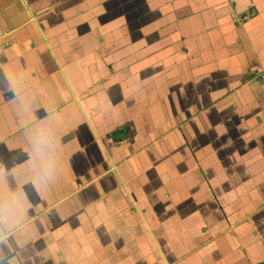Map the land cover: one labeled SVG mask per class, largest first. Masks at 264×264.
I'll list each match as a JSON object with an SVG mask.
<instances>
[{
	"label": "crops",
	"instance_id": "0c3cea01",
	"mask_svg": "<svg viewBox=\"0 0 264 264\" xmlns=\"http://www.w3.org/2000/svg\"><path fill=\"white\" fill-rule=\"evenodd\" d=\"M0 264H264V0H0Z\"/></svg>",
	"mask_w": 264,
	"mask_h": 264
},
{
	"label": "clouds",
	"instance_id": "9594fccd",
	"mask_svg": "<svg viewBox=\"0 0 264 264\" xmlns=\"http://www.w3.org/2000/svg\"><path fill=\"white\" fill-rule=\"evenodd\" d=\"M48 141L46 137L40 136L37 137L34 141L35 144V148L36 150L39 152L41 151L46 145H47ZM44 175L48 178H51L52 175V168L50 166H46L44 169Z\"/></svg>",
	"mask_w": 264,
	"mask_h": 264
}]
</instances>
